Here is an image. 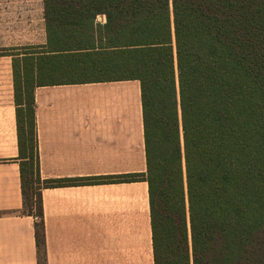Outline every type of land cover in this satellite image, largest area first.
Returning a JSON list of instances; mask_svg holds the SVG:
<instances>
[{"label": "trees", "instance_id": "trees-1", "mask_svg": "<svg viewBox=\"0 0 264 264\" xmlns=\"http://www.w3.org/2000/svg\"><path fill=\"white\" fill-rule=\"evenodd\" d=\"M44 16L46 43L2 53L38 263L45 187L146 180L155 264H264V0H44ZM83 79L140 81L145 172L42 176L36 87Z\"/></svg>", "mask_w": 264, "mask_h": 264}, {"label": "crops", "instance_id": "crops-1", "mask_svg": "<svg viewBox=\"0 0 264 264\" xmlns=\"http://www.w3.org/2000/svg\"><path fill=\"white\" fill-rule=\"evenodd\" d=\"M41 11L44 44V0ZM97 19L104 23L106 15ZM13 33V24L1 19L0 34ZM3 48L29 49L7 44ZM62 82L39 85L35 90L42 176L58 179L145 172L140 81ZM18 157L13 55L1 53L0 264H39L37 218L23 212ZM42 201L47 264H155L146 180L45 187Z\"/></svg>", "mask_w": 264, "mask_h": 264}, {"label": "rangeland", "instance_id": "rangeland-1", "mask_svg": "<svg viewBox=\"0 0 264 264\" xmlns=\"http://www.w3.org/2000/svg\"><path fill=\"white\" fill-rule=\"evenodd\" d=\"M42 5L43 0H0V21L2 19L7 24L11 22L14 26L13 34H0V54L4 53L3 47L6 44L31 50L30 47L45 42ZM24 50H16L13 53H21Z\"/></svg>", "mask_w": 264, "mask_h": 264}]
</instances>
